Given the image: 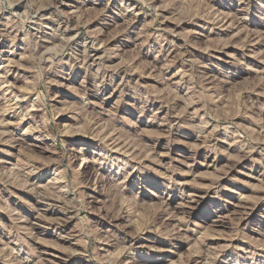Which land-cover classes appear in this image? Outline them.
I'll list each match as a JSON object with an SVG mask.
<instances>
[{
  "label": "rangeland",
  "instance_id": "374dc122",
  "mask_svg": "<svg viewBox=\"0 0 264 264\" xmlns=\"http://www.w3.org/2000/svg\"><path fill=\"white\" fill-rule=\"evenodd\" d=\"M0 264H264V0H0Z\"/></svg>",
  "mask_w": 264,
  "mask_h": 264
},
{
  "label": "bare ground",
  "instance_id": "6f19581e",
  "mask_svg": "<svg viewBox=\"0 0 264 264\" xmlns=\"http://www.w3.org/2000/svg\"><path fill=\"white\" fill-rule=\"evenodd\" d=\"M6 82V81H5ZM10 85V84H9ZM11 87V86H10ZM5 90H8V89H5ZM15 96V95H14ZM128 153V152H127ZM85 160V162L87 161L86 159H84Z\"/></svg>",
  "mask_w": 264,
  "mask_h": 264
}]
</instances>
